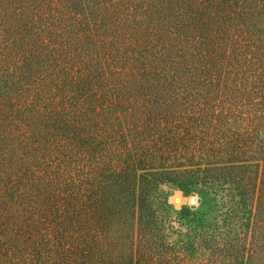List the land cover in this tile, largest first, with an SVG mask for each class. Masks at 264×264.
<instances>
[{"label": "trees", "instance_id": "trees-1", "mask_svg": "<svg viewBox=\"0 0 264 264\" xmlns=\"http://www.w3.org/2000/svg\"><path fill=\"white\" fill-rule=\"evenodd\" d=\"M176 180L244 221L169 240ZM191 248L264 264V0H0V264Z\"/></svg>", "mask_w": 264, "mask_h": 264}, {"label": "rangeland", "instance_id": "rangeland-1", "mask_svg": "<svg viewBox=\"0 0 264 264\" xmlns=\"http://www.w3.org/2000/svg\"><path fill=\"white\" fill-rule=\"evenodd\" d=\"M159 189L162 193L160 199L157 198L156 206L166 210V214L172 217L173 229L169 233L171 241L177 239L176 230L185 231V227L189 223L195 224L202 221L206 227H208L206 224L210 223L217 230L216 235H218L222 226H228L230 222L239 226L244 221L240 209L233 202L236 199L234 198L232 201L221 185L216 188L202 187L176 180L163 183ZM175 196H179L181 201L174 203L173 197ZM193 196L196 197V203L190 204L189 198ZM222 223L224 225H221ZM189 251L191 255L182 264H206L209 257L217 255L213 251L203 248H191Z\"/></svg>", "mask_w": 264, "mask_h": 264}, {"label": "water", "instance_id": "water-1", "mask_svg": "<svg viewBox=\"0 0 264 264\" xmlns=\"http://www.w3.org/2000/svg\"><path fill=\"white\" fill-rule=\"evenodd\" d=\"M181 201V198L179 197V196H175V197H173V202L174 203H178V202H180ZM189 203L190 204H195L196 203V197H190L189 198Z\"/></svg>", "mask_w": 264, "mask_h": 264}]
</instances>
